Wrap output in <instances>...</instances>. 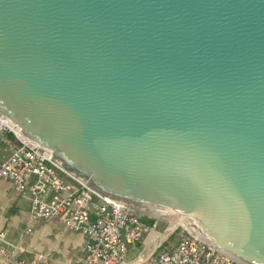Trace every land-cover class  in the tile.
<instances>
[{
	"label": "water",
	"instance_id": "1",
	"mask_svg": "<svg viewBox=\"0 0 264 264\" xmlns=\"http://www.w3.org/2000/svg\"><path fill=\"white\" fill-rule=\"evenodd\" d=\"M0 113L105 196L264 264V0H0Z\"/></svg>",
	"mask_w": 264,
	"mask_h": 264
},
{
	"label": "built area",
	"instance_id": "2",
	"mask_svg": "<svg viewBox=\"0 0 264 264\" xmlns=\"http://www.w3.org/2000/svg\"><path fill=\"white\" fill-rule=\"evenodd\" d=\"M0 179L28 198L31 219H58L66 229L81 233L83 253L76 264H123L129 251H136L160 225L159 217L109 198L65 170L53 154L29 140L1 113ZM180 226L174 241H162L142 263L245 264L195 230ZM9 246L0 232V264H38L35 258L10 256Z\"/></svg>",
	"mask_w": 264,
	"mask_h": 264
},
{
	"label": "crops",
	"instance_id": "3",
	"mask_svg": "<svg viewBox=\"0 0 264 264\" xmlns=\"http://www.w3.org/2000/svg\"><path fill=\"white\" fill-rule=\"evenodd\" d=\"M27 202V198L14 191L8 181L0 179V232H4L5 238L10 242L7 247L9 255L35 258L38 264L78 263L83 253L81 233L66 229L58 219H31L23 209ZM24 216L25 226L18 235V224ZM161 240V233L157 231L147 234L139 244L144 256L150 255ZM135 252L129 251L126 264L138 263L130 259Z\"/></svg>",
	"mask_w": 264,
	"mask_h": 264
},
{
	"label": "rangeland",
	"instance_id": "4",
	"mask_svg": "<svg viewBox=\"0 0 264 264\" xmlns=\"http://www.w3.org/2000/svg\"><path fill=\"white\" fill-rule=\"evenodd\" d=\"M6 181H8V180H6ZM9 182V181H8ZM10 183V182H9ZM11 184V183H10ZM11 186H12V184H11ZM12 188H13V186H12ZM13 190L14 191H16L14 188H13ZM20 194V193H19ZM23 196V195H22ZM25 197V196H24ZM27 198V197H26ZM27 204H26V206H24L23 207V209L26 211V213L29 215V200H28V198H27ZM9 205V204H8ZM7 205V206H8ZM19 209V208H18ZM151 213V212H150ZM151 215L152 216H154L155 215V217H159L158 219V221H159V227H158V229H157V232L158 233H161V236H162V238L164 237L163 235H164V231H167V227L169 226V223H170V221L172 220V218H169V217H165V216H161V215H156V214H154V213H151ZM26 216V215H25ZM23 217V219H21V221L19 222V228H18V230H17V234L19 235V232L21 231V228H23L25 225V220H26V217ZM181 229V226H179V227H177L176 229H175V231L173 232V233H171L167 238V240H165V239H163V240H161V241H165V242H168V241H174L175 240V238H176V234H177V232L179 231ZM164 232V233H163ZM142 248L141 247H139L137 250H136V252L134 253V255L130 258V259H134L135 261H137L138 262V264H141L142 263V259H144V258H142L140 261H138L139 260V258H140V255L142 254V250H141ZM149 256V255H148ZM147 256V257H148ZM128 257H127V259L125 260V262L123 263V264H126L127 263V261H128ZM143 264V263H142Z\"/></svg>",
	"mask_w": 264,
	"mask_h": 264
},
{
	"label": "bare ground",
	"instance_id": "5",
	"mask_svg": "<svg viewBox=\"0 0 264 264\" xmlns=\"http://www.w3.org/2000/svg\"><path fill=\"white\" fill-rule=\"evenodd\" d=\"M156 215H157V214H156ZM178 224H179V225L186 226V227L190 228L191 230H194V229H192L190 226H188L185 222H183V221H181V220L174 219V218H172V220L170 221V224H169L168 227L173 228L174 226H177ZM167 229H169V228H167ZM138 247H139V246H138ZM137 249H138V248H137ZM144 255H145V254L142 253V254L140 255V258H139L138 261H140L142 258H147V256L145 257ZM137 264H138V263H137Z\"/></svg>",
	"mask_w": 264,
	"mask_h": 264
}]
</instances>
